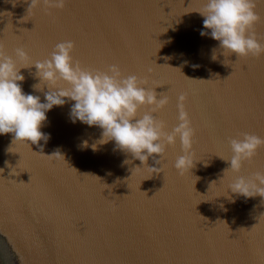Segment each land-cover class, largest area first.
<instances>
[{
	"label": "water",
	"instance_id": "1",
	"mask_svg": "<svg viewBox=\"0 0 264 264\" xmlns=\"http://www.w3.org/2000/svg\"><path fill=\"white\" fill-rule=\"evenodd\" d=\"M205 2L66 0L63 9H29L30 0H0L6 55L23 48L32 62L42 61L57 43L72 40L82 67L117 65L157 99L166 96L163 109L145 105L138 112L153 115L165 133L180 123L183 96L200 160L180 175L177 137L166 146L162 172L152 176L147 165L161 167L154 158L143 166L114 150L113 141L98 143L100 128L72 123L74 102L53 107L41 129L50 134L40 141L43 152L0 135V264H264V197L232 194L235 174L221 159L231 158L230 140L243 133L264 138V56L223 55L218 41L201 37ZM256 11L261 20L253 31L264 44L261 0ZM20 72L23 91L43 102L48 89L33 88L35 67ZM57 149L64 158L46 156ZM257 171L264 172V146L240 175Z\"/></svg>",
	"mask_w": 264,
	"mask_h": 264
},
{
	"label": "clouds",
	"instance_id": "2",
	"mask_svg": "<svg viewBox=\"0 0 264 264\" xmlns=\"http://www.w3.org/2000/svg\"><path fill=\"white\" fill-rule=\"evenodd\" d=\"M41 3L63 9L66 0H30L28 8L36 9ZM256 4L257 0H206L198 12L203 17L200 36L218 41L223 55L235 54L238 59L264 56V44L253 31L261 20ZM74 48L72 40L61 41L55 45L48 58L35 62L23 48L15 49L14 56L6 55L0 49V135L12 134L13 142L27 145L31 142L43 152L40 141L46 144L50 139V134L41 131L47 121V112L71 101L74 102L69 112L72 123L79 121L89 127L100 128L102 133L98 143L113 141L114 150L130 154L143 166L147 165L150 157L154 158L161 167L147 165L152 176L162 172L161 158L166 146L173 145L179 137L183 154L177 157L174 167L180 175L191 174L200 160L192 152L195 132L182 110L184 97L178 98L181 102L180 123L171 133H165L162 124L153 115L146 113L138 117V112L145 105L150 106L153 112L163 109L168 104L166 96L157 99L155 91L148 88L146 82L136 75L122 76L117 65L109 66L106 71L82 67L73 59ZM215 53L216 49H213V60L216 59ZM32 66L39 80L33 88L41 91L38 88L43 85V88L48 89L43 102L39 95L26 94L22 89L21 82L25 78L20 70ZM61 82L67 87L59 86ZM230 146L231 158L220 157L230 164L225 172L235 174L229 184V191L245 199L264 197V172L240 175L243 162L255 157L258 149L264 146V138L243 133L242 138L231 139ZM46 156L63 157L59 149Z\"/></svg>",
	"mask_w": 264,
	"mask_h": 264
},
{
	"label": "snow or ice",
	"instance_id": "3",
	"mask_svg": "<svg viewBox=\"0 0 264 264\" xmlns=\"http://www.w3.org/2000/svg\"><path fill=\"white\" fill-rule=\"evenodd\" d=\"M259 16H260V14L259 13H257ZM28 146V145H27ZM29 147V146H28ZM21 155V154H20ZM21 159H22V156H21ZM130 194H131V192H130Z\"/></svg>",
	"mask_w": 264,
	"mask_h": 264
}]
</instances>
